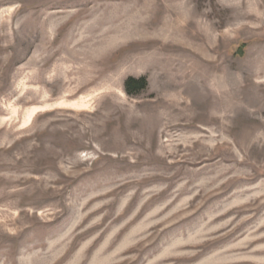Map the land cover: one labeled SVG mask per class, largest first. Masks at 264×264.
<instances>
[{"label": "rangeland", "instance_id": "rangeland-1", "mask_svg": "<svg viewBox=\"0 0 264 264\" xmlns=\"http://www.w3.org/2000/svg\"><path fill=\"white\" fill-rule=\"evenodd\" d=\"M0 264H264V0H0Z\"/></svg>", "mask_w": 264, "mask_h": 264}, {"label": "trees", "instance_id": "trees-1", "mask_svg": "<svg viewBox=\"0 0 264 264\" xmlns=\"http://www.w3.org/2000/svg\"><path fill=\"white\" fill-rule=\"evenodd\" d=\"M146 86L145 79L128 78L125 81V89L130 94H135Z\"/></svg>", "mask_w": 264, "mask_h": 264}]
</instances>
